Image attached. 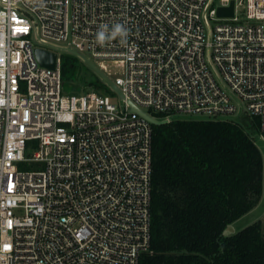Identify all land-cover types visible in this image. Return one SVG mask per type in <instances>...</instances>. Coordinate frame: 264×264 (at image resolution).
Masks as SVG:
<instances>
[{
  "label": "built area",
  "instance_id": "built-area-1",
  "mask_svg": "<svg viewBox=\"0 0 264 264\" xmlns=\"http://www.w3.org/2000/svg\"><path fill=\"white\" fill-rule=\"evenodd\" d=\"M229 2L0 0V264L151 252L152 123L111 94L64 92L59 50L121 61L113 83L159 119L245 115L264 139V0L219 16ZM115 23L127 42L97 44ZM35 48L56 54L52 68Z\"/></svg>",
  "mask_w": 264,
  "mask_h": 264
},
{
  "label": "trees",
  "instance_id": "trees-1",
  "mask_svg": "<svg viewBox=\"0 0 264 264\" xmlns=\"http://www.w3.org/2000/svg\"><path fill=\"white\" fill-rule=\"evenodd\" d=\"M76 57L61 56L63 80ZM88 89L114 94L96 74L84 90L71 92ZM151 125V252L139 264H264L261 219L222 234L261 195L257 120L175 118Z\"/></svg>",
  "mask_w": 264,
  "mask_h": 264
},
{
  "label": "rangeland",
  "instance_id": "rangeland-1",
  "mask_svg": "<svg viewBox=\"0 0 264 264\" xmlns=\"http://www.w3.org/2000/svg\"><path fill=\"white\" fill-rule=\"evenodd\" d=\"M60 45L63 46L65 45V43L61 42ZM65 54H72V53H69L66 50L64 51L59 50V55L63 56ZM84 54L86 53L84 52ZM76 58L77 59L74 60L75 66L71 70L72 74L70 76H67L63 80L64 81V84H63L64 92H71L72 87L74 86H76L78 89L81 88L84 90V88L87 87V84L90 81L95 80V74L91 70L88 69L89 67L87 68L83 60L79 58L78 56ZM89 58L94 62V64L102 68V70L109 76L111 80H114L118 76L119 77L123 76L124 64L118 59H110V58L96 59L92 57L91 55H89ZM112 96H114V99L116 101H119L116 93L112 94ZM169 116L171 119L205 118L204 116L185 114L181 112H175V113L170 114ZM243 116L245 115H238L237 117L241 118ZM253 140L257 148L259 149L261 157H262V190H261V195L259 197V200L255 204V206L251 208L249 211H247L245 214H243L240 218L235 220V222H233V225L236 230L242 228L243 226L251 223L252 221L256 219H261L262 227L264 230V139L260 138V136L258 135V131H255V129H253Z\"/></svg>",
  "mask_w": 264,
  "mask_h": 264
},
{
  "label": "water",
  "instance_id": "water-1",
  "mask_svg": "<svg viewBox=\"0 0 264 264\" xmlns=\"http://www.w3.org/2000/svg\"><path fill=\"white\" fill-rule=\"evenodd\" d=\"M233 0H230L229 5L225 7H218L217 8V14L219 16H232L233 15ZM69 51L78 56L83 60V62L90 68L92 72H94L103 82L114 92L116 93L119 101L125 100L127 104L129 105V109L137 112L142 117L149 120L152 124H162L168 122L167 119H159L153 115H150L149 113L137 108L130 100L126 99L124 97L123 92L120 90L117 85L113 83V81L98 67L96 66L89 58H87L85 55L80 53L79 51L69 49ZM34 54L38 62L46 67L52 68L54 66V60L56 54L54 52L47 51L42 48H35ZM236 231L233 224L228 225L223 231L222 234L229 235Z\"/></svg>",
  "mask_w": 264,
  "mask_h": 264
},
{
  "label": "clouds",
  "instance_id": "clouds-1",
  "mask_svg": "<svg viewBox=\"0 0 264 264\" xmlns=\"http://www.w3.org/2000/svg\"><path fill=\"white\" fill-rule=\"evenodd\" d=\"M130 29L122 23H115L111 26L103 24L96 32L97 44L103 46L112 40L119 39L122 43H126L129 37ZM3 101L0 100V104Z\"/></svg>",
  "mask_w": 264,
  "mask_h": 264
}]
</instances>
